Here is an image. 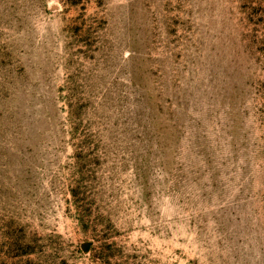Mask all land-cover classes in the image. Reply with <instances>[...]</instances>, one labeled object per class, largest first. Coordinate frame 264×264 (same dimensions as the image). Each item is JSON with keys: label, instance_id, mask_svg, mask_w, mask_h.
<instances>
[{"label": "rangeland", "instance_id": "rangeland-1", "mask_svg": "<svg viewBox=\"0 0 264 264\" xmlns=\"http://www.w3.org/2000/svg\"><path fill=\"white\" fill-rule=\"evenodd\" d=\"M0 264H264V0H0Z\"/></svg>", "mask_w": 264, "mask_h": 264}]
</instances>
